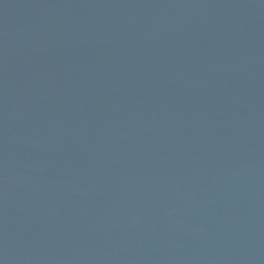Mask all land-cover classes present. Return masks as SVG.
<instances>
[{
  "label": "water",
  "instance_id": "obj_1",
  "mask_svg": "<svg viewBox=\"0 0 264 264\" xmlns=\"http://www.w3.org/2000/svg\"><path fill=\"white\" fill-rule=\"evenodd\" d=\"M0 264H264V0H0Z\"/></svg>",
  "mask_w": 264,
  "mask_h": 264
}]
</instances>
